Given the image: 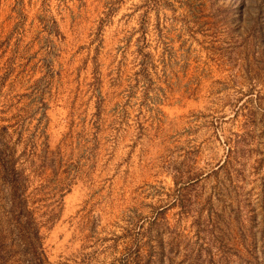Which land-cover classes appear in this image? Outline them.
Masks as SVG:
<instances>
[{"label": "rangeland", "instance_id": "rangeland-1", "mask_svg": "<svg viewBox=\"0 0 264 264\" xmlns=\"http://www.w3.org/2000/svg\"><path fill=\"white\" fill-rule=\"evenodd\" d=\"M0 264H264V0H0Z\"/></svg>", "mask_w": 264, "mask_h": 264}]
</instances>
